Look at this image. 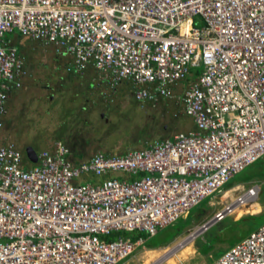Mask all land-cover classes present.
Wrapping results in <instances>:
<instances>
[{"label": "built area", "instance_id": "built-area-1", "mask_svg": "<svg viewBox=\"0 0 264 264\" xmlns=\"http://www.w3.org/2000/svg\"><path fill=\"white\" fill-rule=\"evenodd\" d=\"M14 29L56 44L78 69L93 64L114 85L130 81L140 102L177 95L195 128L81 162L62 140L31 165L0 143V264H119L146 239L101 235L154 236L264 156V0H0V126L10 89L22 85L24 60L4 42ZM192 68L201 69L177 93ZM86 173L107 177L76 180ZM255 193L259 185L191 232ZM212 264H264V224Z\"/></svg>", "mask_w": 264, "mask_h": 264}, {"label": "rangeland", "instance_id": "rangeland-1", "mask_svg": "<svg viewBox=\"0 0 264 264\" xmlns=\"http://www.w3.org/2000/svg\"><path fill=\"white\" fill-rule=\"evenodd\" d=\"M197 25H201V22L198 21ZM16 31L17 29L14 32H7L5 39L15 37ZM200 69L192 68L183 83L191 82ZM132 85L133 95L126 98L128 104L112 106L111 111L106 113L107 125L99 127L98 124L95 126V122L88 125L89 128L95 126V134L89 142V150L98 149L103 152L108 150L109 153L113 151L120 154L133 149L145 148L158 140L172 139L175 133L186 131V128L192 124L190 116L185 113L183 104L177 95L170 97V101L161 102L160 98L155 105L147 101L150 104L143 106L144 103L134 96L136 87ZM40 134L37 128H32L24 134V138L32 141L34 148L39 150L40 146L43 148L46 143L44 139H39ZM43 136L46 138V135ZM17 146L26 152V145ZM145 174H133L128 178L133 180ZM114 176L123 179L128 175L118 173ZM105 177L107 175L95 176L86 173L76 180L97 184ZM252 185L260 187V193L256 199L239 209L236 214L231 213L224 219L211 223L204 232L190 240L199 231L191 232L196 226L211 220L215 213ZM254 204L259 205L258 209L253 208ZM262 224H264V156L235 174L224 185L221 192L203 199L192 209L188 217L180 218L174 224L160 229L156 235L149 236L146 232L137 230L117 231L111 235H101V238L109 241L119 236L128 237L134 234L136 237L142 236L146 239L143 246L119 264H177L180 261L212 264L228 248L249 236Z\"/></svg>", "mask_w": 264, "mask_h": 264}, {"label": "crops", "instance_id": "crops-1", "mask_svg": "<svg viewBox=\"0 0 264 264\" xmlns=\"http://www.w3.org/2000/svg\"><path fill=\"white\" fill-rule=\"evenodd\" d=\"M4 42L6 46L17 49L24 66L22 85L14 86L9 91L7 111L1 117L0 142L34 148L32 141L26 140L24 134L29 129L37 128L41 132L39 139L46 141L43 148H34L37 155L43 149H53L56 140L64 141L71 148L75 162L88 160L101 151L89 150L88 147L95 134L94 128L96 124L99 127L107 125L106 113L111 111L112 106L128 104L126 98L133 95V83L123 81L114 85L108 75L93 64L78 69L72 54L59 49L54 43L46 44L23 36L18 30L15 37L7 40L4 36ZM189 83L182 82L177 93ZM163 100L171 99L161 98V102ZM141 103H144L143 106L150 104L147 101ZM190 118L192 124L186 131L195 128ZM92 122H95V126L89 128ZM22 152L28 165L35 163L26 152Z\"/></svg>", "mask_w": 264, "mask_h": 264}, {"label": "bare ground", "instance_id": "bare-ground-1", "mask_svg": "<svg viewBox=\"0 0 264 264\" xmlns=\"http://www.w3.org/2000/svg\"><path fill=\"white\" fill-rule=\"evenodd\" d=\"M256 198V193L253 195V197L251 198V200H250V202L249 203H251L252 202V200H254ZM249 203L248 204H245V205H249ZM256 208V209H258V207H259V205H256V204H254V206H253V208ZM243 208V207H242ZM241 207H239V206H236V210H235V212H234V214H236V212L239 210V209H242ZM210 226V225H209ZM199 235V232H197L196 234H194L191 238H190V240H193L194 238H196V236H198ZM188 243V242H187ZM186 243V244H187ZM186 244H184V246L186 245ZM179 250V249H178Z\"/></svg>", "mask_w": 264, "mask_h": 264}, {"label": "water", "instance_id": "water-1", "mask_svg": "<svg viewBox=\"0 0 264 264\" xmlns=\"http://www.w3.org/2000/svg\"><path fill=\"white\" fill-rule=\"evenodd\" d=\"M26 153H27V155L29 156L30 159H32L35 162L37 161V153H36V151L34 150L33 147L26 148Z\"/></svg>", "mask_w": 264, "mask_h": 264}, {"label": "trees", "instance_id": "trees-1", "mask_svg": "<svg viewBox=\"0 0 264 264\" xmlns=\"http://www.w3.org/2000/svg\"><path fill=\"white\" fill-rule=\"evenodd\" d=\"M128 236H130L132 239H134V240H136V239H138L139 237H142V236H138V237H136V236H134V234L132 235V234H130V235H128ZM165 246V245H164ZM151 247H154V246H151ZM157 248V247H156Z\"/></svg>", "mask_w": 264, "mask_h": 264}]
</instances>
